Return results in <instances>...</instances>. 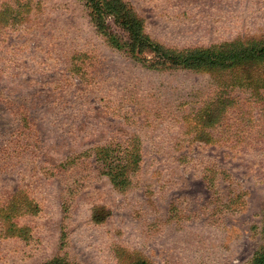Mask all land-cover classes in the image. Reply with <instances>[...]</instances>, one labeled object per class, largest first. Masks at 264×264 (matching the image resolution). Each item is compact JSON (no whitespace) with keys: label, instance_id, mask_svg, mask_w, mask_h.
Wrapping results in <instances>:
<instances>
[{"label":"rangeland","instance_id":"obj_1","mask_svg":"<svg viewBox=\"0 0 264 264\" xmlns=\"http://www.w3.org/2000/svg\"><path fill=\"white\" fill-rule=\"evenodd\" d=\"M119 1L170 50L264 46V0ZM126 33L92 0H0V264H251L264 244V146L198 119L234 97L264 128V81L158 65Z\"/></svg>","mask_w":264,"mask_h":264},{"label":"trees","instance_id":"obj_2","mask_svg":"<svg viewBox=\"0 0 264 264\" xmlns=\"http://www.w3.org/2000/svg\"><path fill=\"white\" fill-rule=\"evenodd\" d=\"M92 7L98 8L103 14L113 15L127 32L128 40L125 44L133 52L142 53L146 49L153 53L151 59H154V63L158 65L163 64L169 68L182 69L207 68L208 71L219 74L228 72L231 83L238 82L249 85L260 80L264 81V78H258L262 74L264 75V68L261 66V63L264 62V46L231 45L218 48L170 50L151 40L144 33L141 18L123 1L92 0ZM255 91L261 93V89L257 87ZM257 93L254 94L258 95ZM260 101L264 103V97ZM246 106V102L243 101L237 102L236 105L234 97H222L202 108V113L198 118L199 123L203 120V126L211 128L204 131L209 135L206 139L213 138L215 133L216 137H219L222 131L224 135H238V139L246 143L247 141L249 143L256 141L260 146H264V128L260 126L255 129L257 125L252 123V117L249 116ZM262 116H264V104L261 109V118ZM221 137H224L223 134ZM42 264L57 263L49 261ZM134 264H147V262L137 260ZM251 264H264V244L254 253Z\"/></svg>","mask_w":264,"mask_h":264}]
</instances>
